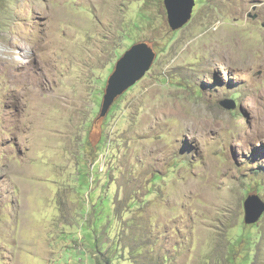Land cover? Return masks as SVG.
<instances>
[{
	"label": "rangeland",
	"instance_id": "1",
	"mask_svg": "<svg viewBox=\"0 0 264 264\" xmlns=\"http://www.w3.org/2000/svg\"><path fill=\"white\" fill-rule=\"evenodd\" d=\"M143 42L151 69L102 116ZM252 196L264 0H196L177 31L164 0H0V264H264Z\"/></svg>",
	"mask_w": 264,
	"mask_h": 264
},
{
	"label": "water",
	"instance_id": "2",
	"mask_svg": "<svg viewBox=\"0 0 264 264\" xmlns=\"http://www.w3.org/2000/svg\"><path fill=\"white\" fill-rule=\"evenodd\" d=\"M196 0H164L168 22L173 31L182 29L192 18ZM156 54L147 43L133 45L117 62L108 80L101 115L105 116L115 100L139 82L151 69ZM233 110L235 104L224 100L220 104ZM245 224H255L264 211V201L258 196L248 197L244 203Z\"/></svg>",
	"mask_w": 264,
	"mask_h": 264
},
{
	"label": "trees",
	"instance_id": "3",
	"mask_svg": "<svg viewBox=\"0 0 264 264\" xmlns=\"http://www.w3.org/2000/svg\"><path fill=\"white\" fill-rule=\"evenodd\" d=\"M240 117H241V116H237L236 118H239V119H241Z\"/></svg>",
	"mask_w": 264,
	"mask_h": 264
}]
</instances>
